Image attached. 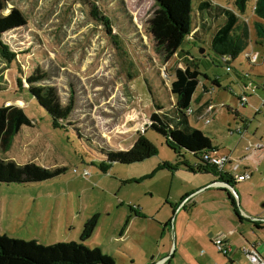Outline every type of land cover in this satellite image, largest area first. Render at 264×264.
Returning <instances> with one entry per match:
<instances>
[{"label": "rangeland", "instance_id": "1", "mask_svg": "<svg viewBox=\"0 0 264 264\" xmlns=\"http://www.w3.org/2000/svg\"><path fill=\"white\" fill-rule=\"evenodd\" d=\"M207 1L236 12L248 22L252 53L258 57V64L264 63V45L254 43L253 23L259 21L253 13L256 0H248L245 14H240L235 0ZM117 2L119 7L109 0L101 4L96 0L87 3L80 0H10L8 3V8H17L25 15L27 23L3 37L18 56L17 63L0 64V86L5 88L0 91V107L23 108L33 127H22L10 150L0 157L1 163L14 165L0 176L3 177L0 178V235L34 241L44 247L71 241L78 243L80 221L95 212L102 213L103 220L118 214L127 222L145 205L153 214L159 212V219H164L165 214L172 216V213L169 207L164 210L162 207L170 201L180 202V193L188 184L194 186L192 191L196 192L197 202L211 194L208 191L213 190L211 177L218 181L215 176L191 173L183 167L173 171L162 168L163 164L175 167L177 156L166 139L150 128L145 136L157 147L156 156L131 165L114 163L107 173L98 167L103 161L100 159L102 151H127L134 145L154 110L152 97L156 104L168 105L165 97H169V80L173 79L176 68H184L185 57L196 62L201 83L212 89L210 95L202 97L210 99L216 111L210 125L205 119L193 116L189 123L219 147V158L223 154L228 156L240 138L233 132L241 119L227 107H233L234 111L241 109L240 114L246 119H255L254 109L246 107L243 110L236 99L248 91L243 89L249 87V80L227 73L224 61L209 49L208 34L203 35L201 42L187 37L178 52L165 60L155 50L148 31V22L156 11L154 0ZM94 3L100 14L110 19V31L91 18ZM198 19L196 16L195 22L198 23ZM212 21L218 23L219 16ZM244 58L241 54L231 63L234 69L240 68V63L247 65ZM36 67L46 72L45 84L56 88L63 104L72 98L74 110L69 122L80 138L73 130L55 129L50 116L29 99V95L19 98L14 93L16 78L29 76ZM214 79L221 81L220 89L212 88ZM23 86H27L24 80ZM200 94L201 89L197 88L191 103L193 110L198 108L195 98ZM185 158L190 165L197 162L189 152H185ZM15 169L27 172L36 169L42 177L27 181L5 180ZM56 169L62 171L54 172ZM225 170L232 176L240 171L233 167ZM106 208L109 212L112 210L111 216L104 213ZM104 222H99L87 246L98 249L101 257L110 259L113 264H119L117 252L123 248L113 247L114 252L105 241L108 225ZM134 222L137 232L148 230L149 234H154L164 228L150 220L135 218ZM145 225L148 228L143 227ZM148 243L154 245L150 240ZM126 247L136 249L135 252L142 249L131 241H127ZM110 249L114 253L109 252Z\"/></svg>", "mask_w": 264, "mask_h": 264}, {"label": "trees", "instance_id": "2", "mask_svg": "<svg viewBox=\"0 0 264 264\" xmlns=\"http://www.w3.org/2000/svg\"><path fill=\"white\" fill-rule=\"evenodd\" d=\"M80 1L87 3L90 0ZM9 2L10 0H0V64L4 63L6 66L11 65L12 62L17 63L18 54L3 41V37L24 27L27 23L25 15L19 9L8 8ZM102 2L103 0H96V3L101 4ZM112 2H115L116 7H119L120 4L117 0H109V3ZM154 2L156 11L148 22V31L155 50L160 52L165 60L171 59L178 52L187 37L201 42L204 34L209 36V49L224 61L226 70L230 68V72L237 70L231 65L236 58L252 51L251 28L248 22L224 6L214 5L207 0H154ZM247 2L248 0H235L240 14H245ZM253 13L259 19L253 23L256 41L257 44L263 45L264 23L261 21L264 20V0L255 1ZM90 16L110 31L109 27L112 25L110 19L100 14L95 3L92 4ZM196 16L199 18L198 23L195 22ZM217 16H219V22L214 24L212 19ZM201 18L204 19L200 22ZM244 59L245 63H249L247 58ZM183 63L184 68H176L173 79H168L169 97L168 95L165 97L168 99V105L163 102L156 104L152 97L154 110L149 116L150 125L148 128L163 136L168 147L177 156L175 167L163 164L162 168L173 171L183 167L191 173L211 174L218 178V181L234 188L236 182L233 176L225 172H218L216 168L207 165L202 159L205 155L214 154L217 149L206 135L191 127L189 123L191 116L198 119L202 115L200 109L194 110L192 115L187 114V111L192 109L191 103L194 94L197 88H200L201 73L193 59L185 57ZM47 79L46 72L36 67L29 76L16 78L17 89L14 90V93L19 98L21 95L24 97L29 95V99H33L50 116L55 129L73 130L72 123L69 122L74 110L72 98L67 104H63L56 88L45 84ZM23 80L26 87L23 86ZM214 83L216 82L214 81ZM3 89L5 88L0 86V91ZM149 91L151 92V90ZM151 94L153 95L152 92ZM27 100L26 102H28ZM22 127H33L31 119L23 108L16 105L0 107V157L10 150L14 138L20 133ZM147 129L144 133L137 135L134 145L127 151H102L100 159L103 161L100 162L99 169L103 173H107L114 163L131 165L156 156L158 149L146 138ZM73 131L79 137L76 130ZM185 152L193 155L197 161L194 165H190L186 161ZM13 166L0 162V176L9 168H14ZM61 171L62 169H56L54 172ZM36 172V169L28 172L15 169L5 180L27 181L42 177L40 172H37L38 176ZM51 174L45 173V175ZM187 197L188 195H185L180 202ZM227 198L235 207L236 202L230 193H227ZM236 215L239 216L237 212ZM96 225L97 217L93 216L84 223L78 243H56L46 247L38 245L34 241L25 242L9 238L5 234L0 235V264H113L110 259L101 257L98 249L87 246Z\"/></svg>", "mask_w": 264, "mask_h": 264}, {"label": "crops", "instance_id": "3", "mask_svg": "<svg viewBox=\"0 0 264 264\" xmlns=\"http://www.w3.org/2000/svg\"><path fill=\"white\" fill-rule=\"evenodd\" d=\"M254 43L256 45L260 44H257V41ZM263 45L260 44V46ZM239 65L240 68L227 73L231 75L235 73L238 77H243L240 79L249 80V87L243 89L248 91L243 92L236 99L239 101L240 97H246L247 102L242 106L243 110H246V107L254 109L255 119H246L244 115L240 114L243 112L241 109L234 111L233 107H227L229 112L235 113L236 117L241 119V123L236 125V130L233 133L240 135V128L243 135L231 148L228 156H231L232 162L224 166L223 172L229 174L225 168L233 167L236 171L240 170L233 178L244 173L250 174L249 179L246 181H235L238 193L235 187L231 190L226 186L216 184L213 190H208L212 192L211 194L197 202L195 200L197 196H194L196 192L192 191L194 186L188 184L180 193V200L188 195L181 205H179L180 202L170 201L172 203L167 202L162 207L163 210L165 207H169L172 216L165 214L164 219H159L157 215L159 212L153 214L145 205L138 209V213L136 212V219L150 220L157 223L159 226L164 227L161 230L162 232L154 234H149L148 230L137 232L134 229L135 218L133 217H129L126 222L125 217L121 219V216L116 214L117 216H113L114 218L103 220L100 218L102 213L95 212L87 219L80 221L82 225L78 231L79 237L84 223L96 216L97 225L90 239L93 238V234L99 227V222L105 221L104 223L108 225L105 241L112 246V249L113 247L123 248L118 249L117 252L119 254V264H251L242 253V248L248 246H254L260 257L264 259V223L251 220V218L264 219V145L263 148H255L259 143L264 144V113L257 111L264 95L262 87L264 63L258 64L257 59L254 65L249 63L245 66L242 63ZM244 70L247 71V77H245L246 72ZM220 86V80L214 79L212 81V88L217 87L220 89ZM242 86L244 87V85ZM200 89L201 94L195 98V102L198 104L197 109H200L202 113L198 119L203 118L206 120V118H209L212 122L216 115L214 105L211 104L210 99L202 97L203 95H210L212 89L205 83H201ZM223 107H226V105ZM211 143L217 149L211 156L219 158L217 156L219 147L212 140ZM250 145L252 149L247 150ZM234 155H236L235 158H233ZM226 156V154L222 155V157ZM211 178L212 183L217 181V179ZM216 191L219 194H216ZM200 193L202 195V191ZM227 193L235 198V202L238 201L235 207L227 198ZM234 193L236 197H234ZM111 208L114 209V207ZM130 211L132 214L135 213L133 210ZM236 212L239 216L236 215ZM104 213L109 216L113 214L112 210L108 211V208ZM143 227L148 228V225ZM218 237H224L231 248V252L227 257L220 254L213 245L214 240ZM148 240L154 245L149 246ZM127 241L141 245L142 249L138 252H135L136 249H128L126 247ZM113 251L110 249L109 252ZM165 259L167 261L163 262Z\"/></svg>", "mask_w": 264, "mask_h": 264}, {"label": "built area", "instance_id": "4", "mask_svg": "<svg viewBox=\"0 0 264 264\" xmlns=\"http://www.w3.org/2000/svg\"><path fill=\"white\" fill-rule=\"evenodd\" d=\"M254 9V7H253ZM245 58L248 59V62L252 65L256 64L258 57L256 56V54L252 53V51L248 54L244 55ZM227 72H230V68H227ZM245 77H247V74L245 75ZM263 90H264V82H263ZM247 102V99L245 96H242L239 98V105L240 106H244ZM257 111L259 113H264V95L261 99V102L257 108ZM188 115H192L193 114V110L189 109L187 111ZM206 124H209L211 122V120L209 118H206ZM150 125V122H148L144 127L141 128L140 133H144L145 130L148 128V126ZM239 133L240 136L242 137L243 133L241 132V129L239 128ZM262 143H259L255 146L256 149H260L263 148ZM252 149L251 145L247 148V150ZM203 161L209 165V166H213L214 168H216L218 170V172H223V168L227 163H231L232 162V158L231 156H226V157H221V158H217V157H213L211 155H205L203 156ZM237 167V166H236ZM87 175V173H85V176ZM250 174L248 173H244L242 175H239L237 177L234 178V180L236 182H243L246 181L247 179H249ZM223 185L224 187L226 186L224 183H218ZM227 187V186H226ZM213 245L215 246V248L218 250V252L224 256H228L231 252V248L230 246L227 244V242L225 241L224 237H218L214 240ZM203 253V252H202ZM201 253V254H202ZM242 253L246 256V258L250 261L251 264H264V259L260 257V255L257 253V251L255 250L254 246H248V247H243L242 248ZM167 261V259L163 260V262Z\"/></svg>", "mask_w": 264, "mask_h": 264}, {"label": "water", "instance_id": "5", "mask_svg": "<svg viewBox=\"0 0 264 264\" xmlns=\"http://www.w3.org/2000/svg\"><path fill=\"white\" fill-rule=\"evenodd\" d=\"M218 183H222V182H220V181H216V182H214V183H212L211 184V186L212 187H214L216 184H218ZM225 184V183H224ZM227 187H228V189H231V190H233V188L232 187H230L229 185H227V184H225ZM234 197H236V194L234 193ZM187 198H185V200H186ZM234 200H235V198H234ZM253 219V220H252ZM251 220L252 221H255V222H263L264 223V219H260V218H251Z\"/></svg>", "mask_w": 264, "mask_h": 264}]
</instances>
